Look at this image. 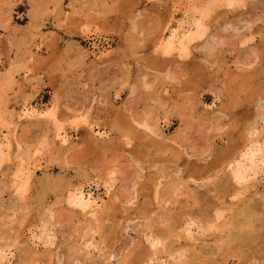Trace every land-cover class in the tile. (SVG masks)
Returning a JSON list of instances; mask_svg holds the SVG:
<instances>
[{
	"label": "rangeland",
	"instance_id": "rangeland-1",
	"mask_svg": "<svg viewBox=\"0 0 264 264\" xmlns=\"http://www.w3.org/2000/svg\"><path fill=\"white\" fill-rule=\"evenodd\" d=\"M263 82L264 0H0V264H264L260 219L254 245L223 226L241 203L263 216L264 171L218 186L230 137L264 124Z\"/></svg>",
	"mask_w": 264,
	"mask_h": 264
},
{
	"label": "bare ground",
	"instance_id": "bare-ground-1",
	"mask_svg": "<svg viewBox=\"0 0 264 264\" xmlns=\"http://www.w3.org/2000/svg\"><path fill=\"white\" fill-rule=\"evenodd\" d=\"M235 0H226V2H227V4H232L233 2H234ZM186 33H184L183 34V37H181L180 38V40H178V46L180 47V49H181V51H186V48H187V43L189 42V41H191V40H194V39H197V38H200V37H202L204 34H205V32H206V26H205V24H204V22H202L199 18H197V19H195L194 21H193V25L187 30V31H185ZM160 45V44H159ZM173 45H174V40L172 39V38H169V39H167L166 41H164L163 43H162V45H160V51L162 52V53H164V54H166L167 52H169L170 50H171V48L173 47ZM257 46H258V44H257ZM260 55V54H259ZM261 61V60H260ZM243 73V72H242ZM245 73V72H244ZM253 76V75H252ZM237 77V76H236ZM255 78V77H254ZM235 80V79H234ZM251 80V79H250ZM257 81V80H256ZM236 82V81H235ZM264 83V82H263ZM235 85V84H234ZM257 85V84H256ZM253 87H254V83H253ZM258 87V86H257ZM234 88V87H233ZM232 88V89H233ZM236 88H238V87H236ZM235 88V89H236ZM255 88V87H254ZM264 88V87H263ZM260 90V89H259ZM234 91V90H233ZM235 91H237V89L235 90ZM234 91V92H235ZM246 91V93H250V92H247L248 91V88H247V84H242V87H240L239 89H238V91H237V93L236 94H234V95H232V98H231V100H233L232 101V103H235V105L237 104V102H239V100H240V102L242 101L241 99H239L238 100V96H240V93H243V92H245ZM261 92H262V90H261ZM263 92H264V89H263ZM251 95V94H250ZM257 95V94H256ZM256 95L254 96V97H256ZM261 95H263V97H264V93L263 94H261ZM257 97H260L259 95L257 96ZM256 97V98H257ZM255 98V99H256ZM251 99V98H250ZM250 99L248 100V101H250ZM230 100V101H231ZM244 100H247V99H245L244 98ZM251 101H253V99L251 100ZM240 102L238 103V104H240ZM247 101H245V103H246ZM244 103V105H247V103H249V102H247L246 104ZM251 104V103H250ZM230 105V104H229ZM237 106V105H236ZM250 106V105H249ZM230 107V106H229ZM244 107H246V109H248V107L247 106H244ZM244 107H243V111H245L244 113L246 114L249 110H244ZM232 108V107H231ZM234 109V108H233ZM238 110V109H237ZM26 111V110H25ZM31 111V110H30ZM29 111V112H30ZM232 111V110H231ZM233 111H235V110H233ZM263 111H264V109H263ZM33 112L34 111H32V113L31 114H33ZM27 113V112H26ZM240 113V112H239ZM258 112H256V115H258L257 114ZM168 114V113H167ZM232 115H233V113H231ZM234 114H235V112H234ZM240 114H242V113H240ZM261 114V113H260ZM231 115V116H232ZM237 115V112H236V114H235V116ZM239 115V114H238ZM242 115H244V114H242ZM241 115V116H242ZM250 114H249V112H248V117H247V119L248 118H250V116H249ZM262 115V114H261ZM25 116V115H24ZM45 116H48V117H53V115H52V113H50V112H47L46 114H45ZM240 116V115H239ZM238 116V117H239ZM240 116V117H241ZM245 116H247V115H245ZM259 116V115H258ZM257 116V117H258ZM239 117V118H240ZM255 117V116H254ZM256 117V118H257ZM146 119V118H145ZM250 119H252L253 120V118H250ZM148 121V120H147ZM150 121V120H149ZM263 121H264V115H263ZM228 122V121H227ZM229 122H230V124L231 123H233L232 125H231V127H230V129L231 130H233V129H238V127H240V125H239V123H240V119H236V117H234L233 118V120H232V122H231V119L229 120ZM186 123V122H185ZM140 124V123H139ZM143 124H145L146 126H148V124H146V123H143ZM122 125V124H121ZM242 125L243 126H245L244 125V123H242ZM230 126V125H229ZM127 127V126H126ZM222 127V126H221ZM246 127V126H245ZM227 129H228V126H227ZM244 127H242L241 128V132L239 133V135H237V136H235V137H230L231 139H230V141L226 144V146H224V147H226L225 149H223V151H221V153H220V156H221V159H219V161H220V165L221 166H225V167H227V169H228V172H227V174L226 175H224V176H221V177H219V185L218 186H221V187H223V189L224 190H227L228 189V185L226 184H224L225 182L227 183V181H231V183H233V185L234 186H236V187H244L245 185H246V183H247V181L252 177V176H255L258 172H261V171H264V124H262V126H261V128L258 130V132L256 133V134H254L252 137H247L246 136V134H244ZM247 128H245V130H246ZM239 130V129H238ZM9 132V131H8ZM64 132V131H63ZM224 132V131H223ZM225 132H227V130L225 131ZM233 133V132H232ZM235 133V132H234ZM233 133V134H234ZM231 134V133H230ZM237 134V133H236ZM235 134V135H236ZM126 135V134H125ZM231 136V135H230ZM232 136H234V135H232ZM62 139H63V141L64 140H66V138L62 135ZM7 142L4 144H1L0 143V163L2 162V160H4V159H6L7 158V154H8V152H9V145L8 144H10L9 143V141L8 140H6ZM8 143V144H7ZM211 144V143H210ZM174 151H175V149H174ZM180 152V151H179ZM215 153L216 154H218L219 153V151L217 150V152L215 151ZM215 154V156H214V158L216 157V159H214L213 158V160H215V161H218V158L220 157H217V155ZM22 156V155H21ZM211 163V165L214 163V161L213 162H210ZM218 163V162H217ZM215 164H216V162H215ZM191 165V164H190ZM210 165V164H209ZM210 165V166H211ZM215 166V165H214ZM213 167V166H212ZM192 168V167H191ZM24 169L26 170L27 169V166H24ZM206 169V168H205ZM205 169H203V171L205 170ZM210 169H211V167H210ZM209 169V170H210ZM213 169H214V167L212 168V171H213ZM216 169V168H215ZM23 169H22V167H21V171H22ZM30 169L28 168L27 169V171H25L24 172V174H25V178H21V179H19V180H21V182H20V184H21V186L19 187L18 185V190L19 189H21V190H23L24 189V187H25V185H27V183H28V180H27V178L29 177V175L31 174V171H29ZM201 170V169H200ZM208 170V169H207ZM206 170V171H207ZM195 171V170H194ZM206 171H204V173L206 172ZM192 173V172H191ZM201 173V172H200ZM197 171H196V173H194V176L196 175L197 176ZM187 175H189V173H187ZM197 177H199V178H203V176H202V174L200 175H198ZM196 177V179H198ZM218 181V180H217ZM16 186V187H17ZM217 186V187H218ZM216 187V186H215ZM214 187V188H215ZM216 187V188H217ZM235 187V188H236ZM219 189V188H218ZM164 191V190H163ZM23 192V191H22ZM19 193V192H18ZM156 193V192H155ZM165 193H166V191H165ZM216 194H217V190H216ZM159 195V194H158ZM163 195H164V193H163ZM236 195V194H235ZM161 197V196H160ZM193 197H194V195H193ZM261 202H260V204H259V206L261 205V208H263V210H264V193L261 195ZM255 198V197H254ZM194 199H195V201H196V197H194ZM167 200V199H166ZM252 200V199H251ZM257 201H258V199H256ZM260 200V199H259ZM68 201L70 202V203H72V204H74V205H76V206H78V207H80V209H85L86 210V212H92L94 209H98V207L100 208H102V206L103 205H100V204H98V202H96L95 200H91V199H89V197H87V198H85V196H83V193L81 192V191H74L73 193H71V197L70 198H68ZM194 200L191 202V203H193V202H195ZM257 201L255 202H252V203H254V204H258L257 203ZM102 203V202H101ZM180 203H183V202H180ZM185 203H187V202H185ZM184 203V204H185ZM218 202L217 201H215V203H214V205H218L217 204ZM251 203V204H252ZM192 205V204H191ZM195 205V204H194ZM241 206L239 207V214H241V215H244V217L245 218H247V221H246V223H244V224H239V223H237V224H235V222H232V221H228V222H224L223 223V226L224 225H228V227L226 226V228L228 229V232H227V237H226V241L227 242H233V241H235L236 239H238L239 238V235L238 234H242L241 232H243V231H245V234L246 235H249L248 237L249 238H246V235H245V237H243L242 236V238H246V240L248 239L249 240V245H251V243L253 244V242L252 241H254V240H256L257 239V241H259V240H261V241H263V238H259L258 239V235L256 234L257 232H255V230H254V223H253V219L254 220H259L260 219V223L262 224V223H264V211H263V213H262V215L263 216H261L260 215V213L257 211L256 212V207H258V205H252V206H250V203L247 205V204H240ZM260 209V208H259ZM205 210V209H204ZM260 211V210H259ZM262 212V211H261ZM170 217V216H169ZM243 217V216H242ZM243 219V218H242ZM252 219V220H251ZM173 221H175V219L174 218H172V222ZM175 223V222H174ZM174 223H172V224H174ZM169 224V223H168ZM213 224V223H212ZM257 224V223H256ZM255 224V226L257 227V225ZM259 224V223H258ZM217 226V225H216ZM165 227V226H164ZM164 227H163V225H162V228L164 229ZM246 227H249V228H246ZM161 228V229H162ZM205 228V227H204ZM161 229H159V230H161ZM166 229V228H165ZM256 229V228H255ZM258 229V228H257ZM263 229H264V227H263ZM259 230V229H258ZM248 234H247V233ZM263 232V231H262ZM164 233V232H163ZM163 233H161L162 234V236H163ZM170 233V232H169ZM258 234H259V231H258ZM165 235V234H164ZM170 235H171V233H170ZM170 235H167L166 237H170ZM48 236V235H47ZM258 236V237H257ZM260 236L262 237L263 236V234L261 235V233H260ZM49 237V236H48ZM48 237H46L47 239H48ZM165 237V236H164ZM172 237V236H171ZM257 237V238H256ZM241 238V237H240ZM50 239V238H49ZM49 239H48V241H49ZM245 240V244H246V242L248 241H246ZM242 241L244 242V239H242ZM260 241V242H261ZM47 243V242H46ZM259 244V243H258ZM217 245H219V244H217ZM241 245V244H240ZM254 245V244H253ZM252 245V247H255V246H253ZM223 246V245H222ZM222 246H220V247H222ZM225 246V245H224ZM263 246H264V244H263ZM235 247H236V250L238 249H240L241 247H239L238 246V244H236L235 245ZM234 247V248H235ZM247 247H249V246H247ZM223 248V247H222ZM256 248V247H255ZM224 249V248H223ZM248 249H250V248H248ZM235 250V251H236ZM252 250V249H251ZM257 250V249H256ZM259 250V249H258ZM190 253V252H189ZM197 254V253H196ZM185 255V254H184ZM193 255V254H192ZM198 255V254H197ZM230 255V254H229ZM228 255V256H229ZM3 256H5V255H3ZM184 261H186L185 259H184ZM184 261H182V262H184Z\"/></svg>",
	"mask_w": 264,
	"mask_h": 264
}]
</instances>
